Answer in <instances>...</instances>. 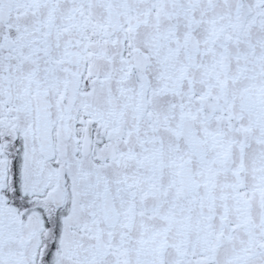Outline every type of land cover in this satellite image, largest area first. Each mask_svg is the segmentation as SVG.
<instances>
[{"label":"snow or ice","instance_id":"1","mask_svg":"<svg viewBox=\"0 0 264 264\" xmlns=\"http://www.w3.org/2000/svg\"><path fill=\"white\" fill-rule=\"evenodd\" d=\"M0 264H264V0H0Z\"/></svg>","mask_w":264,"mask_h":264}]
</instances>
